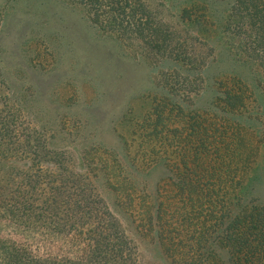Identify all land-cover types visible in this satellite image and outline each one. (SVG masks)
Returning a JSON list of instances; mask_svg holds the SVG:
<instances>
[{"label": "rangeland", "instance_id": "obj_1", "mask_svg": "<svg viewBox=\"0 0 264 264\" xmlns=\"http://www.w3.org/2000/svg\"><path fill=\"white\" fill-rule=\"evenodd\" d=\"M258 26L251 15H236L233 0H0V109L19 115L26 130L65 134L54 143L73 152L81 172L88 148L117 143L115 128L128 130L131 143L133 128L154 126L157 114L164 113L155 127L160 144L170 149L164 164L178 158L195 163L196 154L187 158L173 150L177 143L192 142L221 164L219 171L205 173L208 178H225L254 203H264V108L256 102L254 80ZM228 88L238 97L234 110L226 106ZM155 141L154 136L145 144ZM43 156L42 165L52 160ZM171 175L163 165L151 169L148 179L152 190L160 182L165 199L175 201L178 213L172 208L161 214L179 245L175 256L191 245L190 255L213 256L214 249L226 259L230 248L218 243L222 230L203 236L174 222L185 214L188 196L175 192ZM227 188L209 187L207 193L224 194ZM205 200L197 197L196 208L212 225L210 208L224 212V206ZM118 214L126 233H132L139 264H175L160 244L156 223L145 226L141 214L133 220ZM179 226L182 233L175 231ZM0 236L72 258L80 252L70 237L5 221Z\"/></svg>", "mask_w": 264, "mask_h": 264}, {"label": "trees", "instance_id": "obj_2", "mask_svg": "<svg viewBox=\"0 0 264 264\" xmlns=\"http://www.w3.org/2000/svg\"><path fill=\"white\" fill-rule=\"evenodd\" d=\"M233 5L239 17L248 14L259 21L257 33H253V41L258 47L254 51V80L256 102L264 108V0H233ZM231 91L232 88L225 90V101L226 106L234 110L233 100L238 97ZM164 117V113L157 114L154 126L131 129V143L126 138L128 130L115 128L117 143L111 148L105 145L88 148V156L84 158L86 170L81 172L76 171L73 152L62 150L55 144L57 139H64L65 134L52 131L53 136H50V132L44 129L26 130L19 115L0 109V221L27 230L42 229L49 234L64 235L80 246L79 255L72 258L0 236V264H139L137 245L132 233H126L122 226L119 212L130 218L141 214L140 221L145 226L156 223L158 229L154 231L160 244L175 264H264V203H254L250 194L243 189L239 193L238 187L233 188L225 178H208L205 173L219 171L221 164L216 162V168L210 169L216 163H212L207 154L196 150L192 142L183 141L182 146L177 143L172 147L174 152L181 150L187 158L196 154L195 163L188 160L180 163L178 158L164 164L163 154L170 149L160 144L161 136L155 128ZM69 135L74 134L70 132ZM154 136L157 144H145ZM200 153L204 157L197 156ZM45 154L52 160L42 165L40 158ZM18 164L23 169H17ZM163 165L171 168L172 175L168 179L175 192L178 190L188 196L185 214L180 219L174 217V222L187 223L191 226L188 231L196 228L203 236L222 230L224 236L219 233L218 243L229 246L226 259L214 249L213 256L190 255L191 245L188 251L183 250L182 256H175L179 245L172 240L165 215H161L172 208L178 213L175 201L165 199L160 182L152 190L148 179L151 169ZM193 171L201 172L203 176L193 177ZM216 186L231 190L227 188L224 194L207 193L209 187ZM200 196L210 204L224 206V212L217 207L210 208L209 216L215 221L212 225L200 218L202 212L196 208V198ZM226 218L228 222L225 224ZM180 228L175 230L176 233H182L183 228Z\"/></svg>", "mask_w": 264, "mask_h": 264}]
</instances>
